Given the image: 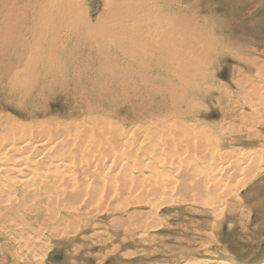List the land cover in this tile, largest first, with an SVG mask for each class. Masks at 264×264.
Masks as SVG:
<instances>
[{
  "label": "bare ground",
  "instance_id": "obj_1",
  "mask_svg": "<svg viewBox=\"0 0 264 264\" xmlns=\"http://www.w3.org/2000/svg\"><path fill=\"white\" fill-rule=\"evenodd\" d=\"M34 2L21 6L37 16L28 25L25 16L20 18L21 4L11 7L9 0L1 2L2 21L8 29L0 40V85L22 95L13 100L16 115L0 113V229L10 236L22 232L12 238L15 246L11 243L9 251L14 248L12 254L19 258L28 253L37 257V243L81 233L107 213L114 217L112 237L122 233V240L146 241L164 225L161 210L167 204L184 201L211 206L214 212L223 210L230 178L240 176L243 169L256 168L255 155L250 151L230 155L236 149L233 146L222 152L208 150L210 128L193 110L209 111L206 118L222 110L225 119L248 121L246 125L256 127L264 115L259 103L264 100L260 89L264 86L256 82L259 77L244 72V65L256 66L257 60L241 56L239 74L234 77L236 91L221 93L216 98L220 110L210 111L207 100L214 96L200 82L207 76V62L199 58L153 61L142 55L133 62L123 57L120 65H114L105 57L97 65L91 55L72 57L73 50L67 59L46 57L43 47L53 52L60 42L49 43L45 35L36 36L42 43L32 46L27 55H15L10 44L18 42L19 26L43 31L50 21L51 15L43 10L36 14ZM71 5L57 12L63 22H74L73 14L85 18L75 1ZM153 7L137 6L130 14L136 19ZM128 11L127 7L125 15ZM97 28L86 17L74 33L104 49L100 38H84ZM51 36L56 39L58 31ZM154 40L148 36L142 40L146 44L125 45V52L140 46L148 49ZM165 66L168 72L164 74L160 70ZM50 90L64 92L59 115L51 110L49 102L57 98H47ZM137 93L146 97L143 102L119 103L122 96ZM186 255L173 264H264V256L239 262Z\"/></svg>",
  "mask_w": 264,
  "mask_h": 264
},
{
  "label": "rangeland",
  "instance_id": "obj_2",
  "mask_svg": "<svg viewBox=\"0 0 264 264\" xmlns=\"http://www.w3.org/2000/svg\"><path fill=\"white\" fill-rule=\"evenodd\" d=\"M34 1L9 0L11 7H19L21 4L20 18L25 16L23 19L27 20L26 25L31 24L37 16L34 17L31 10L21 6L27 3L35 5ZM48 1L36 0L35 9L36 14L43 10L51 15L50 21L45 25L46 30L44 28L43 31H38L24 28L25 25L19 26L18 42L10 44L11 49L16 52L15 55H27L32 51V46L41 45L42 39L40 41L37 37L45 35L44 40L47 37L46 41L49 43L56 40L60 42L57 50L53 52L50 48L43 47L46 57L55 55L67 59L70 56L68 53L73 50L70 52L72 57L84 58L91 55L97 65L100 63L99 59L105 57L111 59L114 65H120L124 61L123 57L133 62L142 55L153 61L157 58L170 60L171 57L192 61L199 58V61L207 62V76L200 82L214 96L207 100L210 111L220 110L216 98L221 93L227 90L236 91L234 77L239 74L237 68L241 56H245L243 58L247 60H257L256 66L244 65V72L255 79L259 77L256 82L261 83V87L264 86V0H50L53 2L49 6ZM72 1H75V6H80L81 13L85 11L88 23L91 21L98 27L92 33L89 32V35L85 34L84 38H100L107 50L95 41L90 44L88 40L74 33L75 28L83 25L85 18L81 14H73L74 22H63L60 19L57 12L73 7ZM1 2L2 0L0 40L6 36L5 31L8 29L2 21ZM54 2L57 4L54 5ZM147 5L154 7L143 16L132 18L131 9ZM127 7L129 11L125 15ZM55 30L58 31V36L52 40L56 37L51 36ZM45 31L48 34H44L47 33ZM148 36L155 39L148 49L140 46L125 52V45L146 44L142 40ZM17 43L19 44L14 47ZM6 57L9 58L8 55ZM167 67L162 68L161 73H167ZM259 83L257 85L260 88ZM263 88L260 89L264 91ZM148 93H143V96ZM150 93L154 95V92ZM63 94L60 90L46 93L50 100L57 98L55 102H49L54 115H59L62 111ZM19 97H22L20 91L14 92L9 86L0 85V113L15 114L14 111L17 110L13 100ZM145 98L139 93L129 94L122 96L119 103L127 105L133 101L143 102ZM224 101L225 96L221 98V105H224ZM263 101H259L261 109L264 108ZM208 112L203 108L193 110L194 115L203 118L210 128L208 150L220 149L222 152L225 147L233 146L236 149L230 155L235 152H245L248 155L249 151L253 152L251 156L255 155L256 168L253 166L243 169L240 176L230 178V191L225 194L226 205L223 210L214 212L211 206L184 201L167 204L161 210L164 225L158 227L155 235L146 241H139L135 237H127L125 241L122 240L123 234L119 232L116 237H112L116 232L113 226L114 217L109 213L103 214L81 233L70 232L65 237H53L45 245L42 242L37 243L42 247L41 250L40 247H35V251L38 249L40 252L37 257L33 253H28L27 257H15L12 254L15 249L9 251V248L15 246L12 238L22 235V232L17 233L18 235L12 233L10 236L0 229V264H173L185 254L186 257L207 258L212 255L239 262H253L264 256V115L260 119L262 122L259 120L257 126L251 128V125H246L248 121L225 119L222 110L217 116L206 118ZM261 112L264 114V110ZM239 122L242 124L239 125ZM4 255L8 260L6 263L3 261Z\"/></svg>",
  "mask_w": 264,
  "mask_h": 264
}]
</instances>
